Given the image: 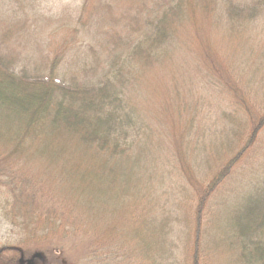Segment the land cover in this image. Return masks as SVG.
Returning a JSON list of instances; mask_svg holds the SVG:
<instances>
[{"label":"trees","instance_id":"obj_1","mask_svg":"<svg viewBox=\"0 0 264 264\" xmlns=\"http://www.w3.org/2000/svg\"><path fill=\"white\" fill-rule=\"evenodd\" d=\"M44 1L0 0L2 216L23 225L28 240H75L89 256L87 264H111L130 258L133 251L146 264H170L171 256L178 261L183 254L186 261L180 264H208L213 257H219L218 264H264V182L243 197L247 203L221 198L215 207L227 202L228 210L220 215L214 207L210 224L207 215L214 187L264 129V91L248 104V90L215 55L214 43L223 32L228 50H234L228 46L236 43L234 29L258 18L264 0H81L76 7L61 5L55 14L41 12ZM193 33L201 34L196 46L208 62L204 66L214 73L208 82L218 83L208 85L220 87L250 114L243 110L247 118L238 132L246 135L239 149L231 144L235 155L219 165L203 191L196 190L194 208L185 214L183 205L189 230L183 238L184 230L170 220L177 215L170 212L173 202L167 203L162 186L174 175L180 177L176 174L184 167L183 178L192 175L191 161L202 156L188 148L199 140L191 137L190 124L197 103L187 111L190 121L179 124L184 129L180 141L171 139V132L180 129L176 121L171 128L159 119V129L154 128L143 115L157 111L164 118L162 110L141 113L135 100L142 97L140 79L152 74L160 92L167 88L171 95L166 94L165 102L176 98L177 108L187 110L192 96L185 99L180 89L193 62L185 53L193 49L180 36ZM26 39L33 51L20 49ZM231 105L223 113L232 131L245 116L238 115L237 104ZM255 107L261 114L252 113ZM171 148L174 157H163L164 149ZM202 149L206 151L205 145ZM197 184L192 183L194 188ZM29 218L46 226H28L24 219ZM110 237L120 238L119 244H107ZM184 239L191 245L183 253L172 247ZM24 256L20 245L0 248V264H19Z\"/></svg>","mask_w":264,"mask_h":264},{"label":"rangeland","instance_id":"obj_2","mask_svg":"<svg viewBox=\"0 0 264 264\" xmlns=\"http://www.w3.org/2000/svg\"><path fill=\"white\" fill-rule=\"evenodd\" d=\"M80 1L81 0H45L42 5L43 7L41 12L46 13L47 9H49L50 14H55L59 12V8L61 5L76 7L80 5ZM258 15V18L256 17L255 19H249V23H242V28L240 27L237 31L236 26V28L234 29V33L237 34V36H235V38H237L235 40L236 43L234 42L233 45H228L234 50H228L229 47H227L226 41L222 40L223 32H221L217 36V39H219L220 42L214 43L215 55L219 57V59H222V61H224L225 63L229 64L230 69L228 70H232L233 73L238 74V79L241 83L240 85L244 89L248 90V92L246 93L248 104L249 102H251L252 104L254 103L253 100L255 94L259 90L264 91V9ZM208 28L209 26L206 27V33L211 32V30ZM199 35L201 34L193 33L191 36H180V40L184 41L186 39V44L191 43L190 47L193 49V51H191V54L185 53L188 58L187 61L192 59L193 62L187 66V68H189L188 73L185 74V78L182 79L184 80V86L180 89V92H184L185 99L192 96L189 100H186L189 102L188 104L186 103V105L189 106H186L187 110H183V106L181 107V110L177 108L176 103L178 102V100H176V98L174 103L172 100L165 102V100H167V95H171L166 93L168 91L167 88L160 92V89L159 87L157 88L155 78L152 76V74H145L144 77L140 79L138 92L142 97H138V99L135 100L137 101L136 104L141 113L148 112V109L151 110L152 114L155 111L154 109L156 108L162 110V116L164 118H159L157 111L153 115H143L148 119L153 127L157 129H159L160 127L159 119L167 121L171 128L174 127L176 123L178 127L179 124L181 125V127H183V125L187 123L186 121L188 119L190 121L187 111L190 112V108L192 109L193 103H197V115L195 113L196 116L192 118L193 123L190 124L193 126L191 137H198L199 142L193 139L194 142H189L188 148H191L193 151H198L197 154L202 156L191 161L192 167L188 164L189 174L192 173V175L183 178L187 175L186 172H184V169L186 167H184L182 168V170L179 169V174H176H181L180 177L174 175L175 181L172 182V177L170 178L168 184L166 183V185H164L163 183L162 186V189L164 191L167 190L165 191L166 197H168L167 203L169 204L170 202H173L169 204L172 209V211L170 212L176 213L177 215L175 217H170V220H173V223L178 226V231L184 230L183 238L187 236L186 234H188L189 232V230H187L188 227H186L187 218L185 217L184 213H187L185 212L187 208H194L197 205L198 198H196V190L200 189L201 191H203L207 186L206 183L210 182L211 178L214 175V172L218 169L219 165L224 164L232 155L234 156L236 153L235 150L240 148L246 133L239 134L238 131L244 126L247 115L250 114V111L245 109L238 102L230 100L224 92H220V87L216 88L210 87L208 85V83L212 84V86L214 85L213 83H218L210 80L208 82V78L213 76L214 73L212 74L207 69V66H204L208 64V62L204 54L201 55L199 52L200 50H198L197 46ZM49 38L51 37L46 35V40H48ZM187 38H189V40H187ZM31 45L32 42L26 39V42H22L20 49L22 51H33ZM185 47L186 46L184 45L182 50ZM176 68L178 67L176 66ZM174 75H177V73H174ZM159 80L162 81V78H160ZM145 88L148 90V92H146L147 96L145 94ZM197 94H200L203 97L200 96L199 100L195 101L197 99ZM259 96H261V93L259 94ZM231 104H234L236 108V104L238 105L237 110L239 111L238 115L240 117L245 116L244 121L239 123L238 126L236 125L235 129L232 131L229 130L230 125L227 123L229 120H224V113L226 112V109L229 108V106H231L232 108ZM243 110L247 112V115L243 112ZM227 113H229L228 110ZM243 113L245 115H243ZM252 113L259 115L260 112L258 113L257 107H255L252 110ZM170 116L173 117L171 120L166 119V117L170 118ZM174 121H176V123H172ZM181 127H179L180 129H177V131L171 132V139H179L180 141L182 140L184 129ZM168 131L170 132L169 129ZM154 139L157 140L159 139V137L155 136ZM183 141L186 142V140ZM231 144H237V148L235 150H233L234 148L230 149V147L232 146ZM204 145L206 148L205 152L202 151V147ZM169 146H171V144ZM164 150L165 151L162 154L163 157H167L169 159L174 157L172 155L173 151L175 150L174 148ZM216 162L218 163L216 164ZM179 165L182 166L183 164L179 163ZM178 180L179 183L177 184ZM263 182L264 129L258 134L256 143H254L253 146H249L243 150V152L235 160L233 166L229 168V171L223 181L214 187V191L210 196L211 201L207 202V215L209 217V224L211 223V217L214 216V207L218 200L223 198L222 201L224 202L228 199V197H235L233 199V203L237 204L238 201H241L243 205L248 202L245 200L243 201V197L246 196V194L250 195V191L253 190L254 186H258L259 188V185ZM192 183L198 184L194 188ZM180 185H182L181 188ZM177 187L178 189L176 190V192L171 190V188L175 189ZM178 191L181 193L182 198L180 197ZM222 201V206L215 207L216 213H219L220 215L224 214V212H226L229 208V206H227V202L226 204H224ZM211 204L213 206H210ZM183 205L185 206L184 213ZM248 207H252V202L251 204H248ZM24 220H29L28 226H46L43 224V221H40V225H37L39 222L36 223L30 218ZM22 226L23 225L17 226L16 223L12 222V220H6L2 216V213L0 211V248L3 245L9 244L20 245L25 252V256L23 257V259L25 260L31 259L35 253H40L42 258L34 259L33 264H44L43 262H46L45 264H87V258H89V256L85 255L84 252L81 251L80 245L76 244L75 240L69 241L68 239L65 242L58 241L57 243L55 240H52L53 242L50 244H46L44 241L37 242V240H28L31 239V237L28 233L25 232L24 228H21ZM188 226H190V224H188ZM39 232H41V230ZM172 233L170 234L172 236V239H174V241H177L174 238L175 235ZM118 239L120 238L110 237V239L107 240L106 243L112 245L119 244V242L117 241ZM36 243H40L41 245H37ZM130 243H132L131 240ZM179 245L180 246H178V244L176 246L172 245V247L176 248L177 250L179 248V251L181 250V252L183 253L185 250V246L190 247L191 243H189L188 245L187 240L184 239V242L181 241ZM174 248H171V251H173ZM51 252H55V256ZM183 255L178 258V261H172L177 255L171 256V260L168 261L171 262L170 264H180L181 262L186 261V259L183 258L185 257V254ZM210 260L209 262H207L208 264H218L219 257H213ZM113 262L114 264H146L143 261V256H140V253L134 251L133 256H131L130 258L128 256H124V258H117ZM113 262L111 261V264Z\"/></svg>","mask_w":264,"mask_h":264},{"label":"water","instance_id":"obj_3","mask_svg":"<svg viewBox=\"0 0 264 264\" xmlns=\"http://www.w3.org/2000/svg\"><path fill=\"white\" fill-rule=\"evenodd\" d=\"M36 258L41 259L42 258L41 254L40 253H35L33 255V257L31 259H28V260H25V259H23V257H20L18 262H19V264H33V261Z\"/></svg>","mask_w":264,"mask_h":264}]
</instances>
